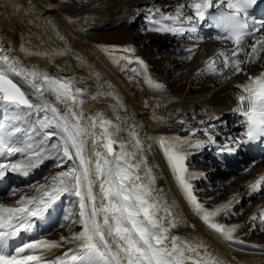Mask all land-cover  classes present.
Returning a JSON list of instances; mask_svg holds the SVG:
<instances>
[{
    "label": "snow or ice",
    "instance_id": "6c2138e0",
    "mask_svg": "<svg viewBox=\"0 0 264 264\" xmlns=\"http://www.w3.org/2000/svg\"><path fill=\"white\" fill-rule=\"evenodd\" d=\"M256 4L257 0H181L174 14L165 16L157 9L159 16L149 17L148 30L180 37L197 33L201 27L214 30L215 40L231 42L234 47L219 50L216 58H210L201 71H220L217 58L223 57V67L239 74L244 72V65L257 60L260 52L264 51V35H261L251 45V51L241 59L248 39L264 31V19H256L251 11ZM116 50V46L105 49L110 54ZM121 51L132 49L128 47ZM27 54L48 55L38 52ZM137 60L143 64L142 60ZM146 82L160 88L150 79ZM21 84L28 88L36 103L28 98ZM74 84L75 77H56L35 66L26 67L18 58L5 54L0 48V157L16 154L24 157L16 163L0 162V178L8 173L28 177L49 158L50 151H55L58 167L65 160L76 162L67 170L46 178V183L36 188L34 195L21 196L14 206L0 204V264H186L190 259L193 264H222L211 254L201 256L179 235H170L178 217L172 216V206L155 186L153 168L148 165L145 154V141L140 139L137 126L131 124L122 128L105 119L101 112L95 116L77 112L75 109L83 103L80 97L86 93L78 87L73 91ZM236 87L239 92L232 111L242 118L240 123L244 128L241 136L244 139H236V148L229 146V151L264 138V71L249 75ZM48 92L53 94L56 102L64 105L63 112L45 98ZM121 132L127 133L128 141L119 142V151H116L114 137ZM53 136L58 137V142L50 150L47 145ZM152 139L162 150L178 186L194 211L210 229L226 241H233V232L238 225L211 222V217L230 209L232 202L207 212L198 202L189 182L196 174L189 173L186 166L191 153L181 148L185 144L202 148L205 142L177 136ZM208 140L214 142L211 136ZM151 147L148 145L147 150L150 151ZM262 182L264 176L251 183L250 194L260 192ZM11 194L14 195L15 190ZM65 195L76 198L78 212L69 209L63 219L79 225L81 231L72 233L70 237L62 236L61 241L74 243L75 247L54 259L46 258L44 252L60 247V243L41 239L24 243L14 253H9V241L21 233H32L37 221ZM251 219L255 221L257 217L254 215ZM259 222L264 226V212L260 214ZM255 227L254 224L253 230ZM26 250L31 251L26 254Z\"/></svg>",
    "mask_w": 264,
    "mask_h": 264
},
{
    "label": "bare ground",
    "instance_id": "6f19581e",
    "mask_svg": "<svg viewBox=\"0 0 264 264\" xmlns=\"http://www.w3.org/2000/svg\"><path fill=\"white\" fill-rule=\"evenodd\" d=\"M179 2L181 0H104L98 2L96 4L97 7L94 4L93 6L81 8L83 6L81 5L80 7H74V11L79 16L77 18L80 20L78 23L79 27L102 28L119 21H126L124 25L128 27L134 24L136 17L144 14L158 18L157 9L165 16L174 14ZM64 12H66V8L54 3L52 0H0V48L4 50L5 54L18 58L26 67L35 66L56 77H75L73 91L78 87L86 93L80 97L83 103L79 108L75 109L77 112L83 111L85 116H95L96 113L101 112L105 119L112 121L113 124H119L123 128H127L131 124L137 126L140 139L145 141L148 165L153 168V174L156 178L155 186L172 206V216L178 217L176 226L170 230V235H179L182 240H186L193 248H196L201 256L207 257L208 254H211L221 261L222 264H264V254H254L239 250L235 246L232 247L221 235H216L205 224L200 215L190 211L168 172L167 164L154 145L152 139L154 136L153 127L152 124L150 125L152 120H157L159 123L171 126L177 124L182 128L187 126L190 128L194 127L197 130L201 129L205 124H213L219 120L223 123L228 114L230 118H236L237 114L232 111L237 104L236 97L239 92L236 85L246 81L249 75H256L264 71V51L260 52L257 60L244 65V72L239 74H233L232 69L223 67V57L217 58V67L220 68V71L215 73L211 70L201 71L205 69L206 62L210 58H216L219 50L232 48L229 44H223L221 41L205 38L196 45V49L191 51H182L177 55L172 53V51L168 53V58L165 62L169 68L174 64L186 63L185 59L190 56H192L190 58L191 62H188L189 65L183 66L182 70H185L183 75L173 78L180 81L177 88H175V93L158 96V94L153 95L146 92L150 101L148 102V107L144 109V102L139 101L136 92H134L129 83H126L106 66L101 58L88 46V41L74 34L75 29L72 30L66 26L67 24H64L65 22L63 23L60 13ZM56 31L61 36V41L56 42L58 43L57 45L54 43L55 39H53V32ZM147 33L142 36L143 41H146L145 46L153 45L157 47V45H160L161 47L173 44L172 39L166 34ZM134 34L137 37H141L138 32H134ZM261 35H264V31L260 32ZM39 39L42 41H38ZM256 40L247 45L244 54L241 55V59L245 58L246 53L251 51V45ZM179 42L181 45L187 44L183 40H178L176 46ZM63 48L68 53H72L77 58L84 60V63H90L91 69L97 75H90L85 68L69 60L70 58L62 60L60 54H54L60 53L59 50ZM29 52L48 53V55H28L27 53ZM175 57L178 61L174 60L176 59ZM202 78H205L204 81L199 83ZM99 79L101 81H98ZM174 80L166 78L163 83L170 85L173 84ZM197 85L201 86L202 89L195 92L194 87ZM102 92L105 94L111 93V95L106 96L112 98H101L102 95H98V93ZM113 97L119 100L117 105L120 104L119 106L124 108L125 113L123 115L122 113L119 115V111L116 112V104L112 100L114 99ZM45 98L59 108L61 112L64 111V105L56 102L51 92L46 93ZM238 119H240L239 116ZM239 124H241L240 120H238L236 125ZM196 126L198 127L197 129ZM241 127H243V124ZM234 130L235 128H230L228 131L233 132ZM96 131L98 132L99 128ZM182 136L190 137L192 141H204L205 144L202 149H207L208 143L211 144L208 140L209 136L215 137L212 133L202 137H192L190 133L182 134ZM117 138L119 137H114L117 143L113 147L116 151H119V142L122 139L118 141ZM148 145L152 146L150 151L147 150ZM88 150L91 153L92 145L90 142ZM181 150L191 153L189 156L193 158L200 152V148H193L188 144L183 145ZM70 162L71 166L76 163L73 160ZM251 165L253 169H251L250 175L236 176L237 178L232 180L236 181L238 185L234 191L231 190V192L226 193L220 202H214V205H211L212 207L204 208V210L213 212L217 207L227 204L229 201L232 202V207L230 208L232 209L246 202V199L252 198L253 194H250L249 184L256 178L259 179L264 176V159ZM226 170L227 168L223 171L225 172ZM194 172H202L203 174L201 176L196 174V177L190 179L189 182H193L198 178L202 179L207 174L202 169L191 170L189 173ZM229 180L230 178H227L224 181L228 183ZM218 186L222 187L221 184ZM257 200L254 201L256 204L252 207L247 218L256 215L260 211L264 212L263 197L260 199L262 203ZM209 203L211 204V202ZM230 209L221 211L218 215L211 217V222L222 224ZM233 225H238L233 232V240L235 241L240 236L241 226L240 224ZM201 245L202 247H198ZM60 252V248H54L44 252V256L54 259L58 257ZM193 258H195L194 255ZM186 264H193V261L190 259L186 261Z\"/></svg>",
    "mask_w": 264,
    "mask_h": 264
},
{
    "label": "rangeland",
    "instance_id": "374dc122",
    "mask_svg": "<svg viewBox=\"0 0 264 264\" xmlns=\"http://www.w3.org/2000/svg\"><path fill=\"white\" fill-rule=\"evenodd\" d=\"M54 3H57L63 7L66 8V12L60 13L61 19L63 20V23L70 29H75L74 34L85 39L88 41V46L101 58L102 62L108 66L118 77L123 79L126 83H129V85L133 88L134 92L137 94V98L139 101L144 102L143 107L146 109L148 107V102L150 101L148 95L146 92H149L151 94H155L158 96L164 95V94H171L175 93V88L179 85L178 80H174L173 78L179 75H183L185 73V70H182L183 66L189 65L188 62H191V57H188L185 59L187 62L181 63V64H174L172 67H168V65L165 63L168 58V53L172 52L175 55L179 54L180 52L175 51L172 47L168 46H161L157 45V47L153 45H147L146 41H143V35L146 34H155L154 31H149L148 28L150 27L148 23V15H141L136 17L135 22L132 26H125L124 24L126 21H119L116 22L110 26L102 27V28H90L88 26L79 27L78 23L80 20L79 16L75 13L74 7L78 6L81 8L88 7V6H95L100 1L104 0H52ZM20 11V10H19ZM74 11V13H72ZM69 14V15H68ZM73 16V17H72ZM63 17V18H62ZM67 22V23H66ZM144 23V24H143ZM143 24V26H142ZM78 26V27H77ZM123 26V27H121ZM120 27V28H119ZM79 28V29H78ZM148 30V31H147ZM140 31V32H139ZM146 31V32H145ZM134 32H138L141 37H137ZM150 32V33H149ZM54 37V43L61 41V36L58 35L59 33L53 32ZM136 36V38H135ZM57 39V40H56ZM38 41H42L39 39ZM53 41V40H52ZM132 42V43H130ZM58 43H56L57 45ZM63 47V45H61ZM112 46H116V51L114 53H109L105 51L106 48L111 49ZM130 47L132 51L129 52H123L121 49ZM150 47V48H149ZM138 48V49H137ZM156 48V49H155ZM162 50V51H160ZM165 51V52H164ZM62 60L69 59L76 64H79L82 68H85L89 74L97 75L96 72L91 69L90 63H84V60L80 59L79 57L75 56L72 53H68L64 48L59 50ZM126 56L128 59H119L120 57ZM143 61V64H140L137 60ZM176 58V57H175ZM129 60L132 62L129 63ZM178 61V59H174ZM181 69V70H180ZM157 76H159L157 78ZM168 80H174L173 84H164L163 82L165 79ZM151 80L154 84L160 85V88H154L150 86L149 83L146 81ZM205 78H202L199 83H202ZM98 81H101L99 79ZM19 83V80L17 81ZM178 82V84H177ZM176 84V85H175ZM22 87V90L28 94V98L33 102L36 103L37 101L35 98L29 93V90L27 87H25L23 84L20 85ZM168 88V89H167ZM201 86H195L194 91L201 90ZM172 90V91H171ZM104 93V92H102ZM163 93V94H161ZM101 97V96H100ZM99 97V98H100ZM143 97V98H142ZM101 98H112L107 97L106 95H102ZM114 98V97H113ZM115 101V110L116 112L119 111V115L122 113H125L124 108H121L119 105L118 99H112ZM118 108H117V107ZM121 120V118H120ZM155 123V124H154ZM152 124L153 127V138H157L160 136L164 137H184L182 134L190 133V136L192 137H202L205 136V132L209 131V129L216 130L217 129V123L213 124H205L201 129L190 128V127H179L177 124L174 125H168L164 123H159L157 120H152L150 125ZM17 126H20L19 124ZM121 126V125H120ZM155 126V127H154ZM123 128V126H121ZM230 128H228L229 130ZM48 131H53V129H48ZM198 131V132H197ZM194 133V135H193ZM214 133V132H213ZM127 133L121 132L119 135H117L119 138H117L118 141H128V135ZM18 137L20 140L23 139V137L18 134ZM218 142H221L219 139H217ZM58 142V137L53 136L50 141H48V148L51 150L52 143L56 144ZM156 146V149L158 153L160 152V155H162L163 160L167 164L168 172L176 184L177 189L182 194L187 207L190 209L191 212L196 213L194 211L193 206L190 205L188 200L185 198L184 193L181 191L180 187L178 186V183L176 179L173 176V173L171 169L169 168V165L163 155L162 150L160 149L159 145L154 143ZM50 146V147H49ZM212 145L207 146V148H211ZM129 148H131V144H129ZM199 150V149H198ZM212 151V149L209 150V153ZM204 152V149L200 148V152L196 154V157L189 156L186 161V166L189 170H198L202 169V171L207 172L206 176L196 179L193 182H190L193 185L194 189V195L197 197V200L200 202V204L205 208L208 209L212 204L214 205V202H220L226 193L231 192L235 190V188L238 187L236 181H232L234 178H237L240 175H250L251 169H253L251 163L248 167V170L244 172H237L235 174H229L225 176H220L219 171H223L224 169H220V167L214 163L212 160H210L207 156H202ZM146 154V150H145ZM49 158L45 160L38 168L41 170L40 173L34 178L26 182L25 179H23L22 176H20L21 182L17 183L11 190V192L4 198L0 199V204L8 205V206H14V203L20 199L21 196L30 197L35 194L36 188H38L40 185H43L46 183V178L54 176L59 171L67 170V168L71 167V160H65L63 163H61V166L58 167V161L55 158V151H50L48 153ZM147 155V154H146ZM18 160L23 159L20 154L18 156ZM52 159V160H51ZM148 159V158H147ZM17 160V162H18ZM47 161V162H46ZM50 164H49V163ZM148 162V160H147ZM45 165V166H44ZM192 165V166H191ZM150 166V165H149ZM42 168V169H41ZM195 174H198V176H201L202 172H194ZM216 173V174H215ZM223 175V174H222ZM237 176V177H236ZM223 177V179H222ZM220 178V179H219ZM227 178H230L228 183H225L224 180ZM204 180H207L208 183L204 182ZM224 181V183H222ZM217 183V184H216ZM222 187H219L220 185ZM220 188V189H218ZM218 189V190H217ZM15 190V194H11ZM259 197V198H258ZM261 197L264 196H258L255 195L252 198L246 199V202L241 203L240 207L232 208L229 210L228 214H226L225 219L223 220L222 225H233V224H240V236H238L235 241H226L228 244H230L232 247H236L239 250L251 252L254 254H264V226L260 225L259 222V214L262 212L256 213L257 219L254 221L251 219V217L247 218L250 214V211L252 207L256 204L254 203L255 200L260 201ZM248 201V202H247ZM211 202V204L209 203ZM258 203V202H257ZM262 203V202H261ZM243 204V205H242ZM264 204V203H263ZM212 205V206H213ZM211 206V207H212ZM57 209L60 210L61 213V222L58 224V226L50 231L48 234H46L41 239H46L50 241H57L60 243L61 252L58 256L63 255L65 251H67L70 248L75 247L74 243H64L61 241V237H70L72 233H78L81 231V227L77 224L72 223L71 220L64 221L63 217L66 214L67 210L74 209L76 212H78V204L76 203L75 197L70 196H63L62 199L57 204ZM236 209V210H235ZM238 210V211H237ZM198 215V214H197ZM78 218V216H77ZM256 225L255 229L253 230V225ZM69 228L71 231H69ZM216 235L217 234L214 230H212ZM40 239V240H41ZM238 241V242H237ZM239 245V246H238ZM54 249V248H53Z\"/></svg>",
    "mask_w": 264,
    "mask_h": 264
}]
</instances>
